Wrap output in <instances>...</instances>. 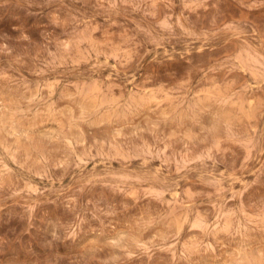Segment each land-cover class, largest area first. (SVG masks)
<instances>
[{
    "label": "clouds",
    "instance_id": "9594fccd",
    "mask_svg": "<svg viewBox=\"0 0 264 264\" xmlns=\"http://www.w3.org/2000/svg\"><path fill=\"white\" fill-rule=\"evenodd\" d=\"M0 264H264V0H0Z\"/></svg>",
    "mask_w": 264,
    "mask_h": 264
}]
</instances>
